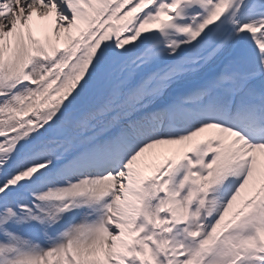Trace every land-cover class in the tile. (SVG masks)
I'll list each match as a JSON object with an SVG mask.
<instances>
[{"label":"snow or ice","instance_id":"obj_1","mask_svg":"<svg viewBox=\"0 0 264 264\" xmlns=\"http://www.w3.org/2000/svg\"><path fill=\"white\" fill-rule=\"evenodd\" d=\"M0 264H264V0H0Z\"/></svg>","mask_w":264,"mask_h":264}]
</instances>
